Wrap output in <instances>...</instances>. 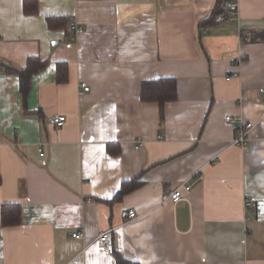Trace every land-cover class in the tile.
Returning a JSON list of instances; mask_svg holds the SVG:
<instances>
[{
  "label": "crops",
  "instance_id": "1",
  "mask_svg": "<svg viewBox=\"0 0 264 264\" xmlns=\"http://www.w3.org/2000/svg\"><path fill=\"white\" fill-rule=\"evenodd\" d=\"M23 1L0 0V264H115L112 249L140 264H264V0H233L234 20L211 26L215 0ZM31 56L46 64L22 96L1 65ZM164 77L176 98L160 112L140 89ZM226 115L252 122L246 145ZM3 204L19 223L1 224Z\"/></svg>",
  "mask_w": 264,
  "mask_h": 264
},
{
  "label": "trees",
  "instance_id": "2",
  "mask_svg": "<svg viewBox=\"0 0 264 264\" xmlns=\"http://www.w3.org/2000/svg\"><path fill=\"white\" fill-rule=\"evenodd\" d=\"M227 0H215L213 8L209 15L201 21L203 26H211L221 20L229 18V12L226 7ZM30 4L34 7L32 12H37V4L34 0L23 1V11L29 13ZM48 26L51 28H69V21L66 18H47ZM261 36H259L260 38ZM262 38V37H261ZM45 61L40 60L37 57H28L26 65L22 68H15L10 65H1L3 71L9 73H16L20 79L19 90L22 96H25L29 85L31 76L37 72L40 68L44 67ZM60 66H57L58 80L65 81V77L61 76ZM176 98V82L174 78L164 77L153 80H144L141 82L140 99L142 102H155L158 104L160 112H162L163 106L166 102L172 101ZM140 184L137 179L125 181L122 184L121 189L115 194L112 200L120 199L122 195L133 190ZM20 221V209L16 204H3L1 207V224L2 225H14ZM113 256L115 258V264H140L137 261L127 259L121 253L112 249Z\"/></svg>",
  "mask_w": 264,
  "mask_h": 264
},
{
  "label": "built area",
  "instance_id": "3",
  "mask_svg": "<svg viewBox=\"0 0 264 264\" xmlns=\"http://www.w3.org/2000/svg\"><path fill=\"white\" fill-rule=\"evenodd\" d=\"M226 7L229 10V19L234 20V17L237 14V3H235L233 0H227ZM69 29L70 31L81 30L79 27L73 24V22L69 23ZM70 45H71L70 42H67L65 46L69 47ZM0 73H1V69H0ZM85 86H86L85 83H81V87H85ZM64 120H65L64 116H57L51 118L49 122L55 128H57L63 125ZM225 121L232 126V128L235 130L237 134L236 138L234 139V143L238 146L246 145L249 139V131L253 126L252 122L244 120L242 117L231 116V115H226ZM158 137L160 138V136ZM142 145L143 144L141 142V138L137 137L135 140V146L141 147ZM38 153L43 155L44 154L43 149L38 148ZM181 188L182 187H178L169 193V198L172 200V202H177L181 199ZM184 189L188 190L189 186L188 185L184 186ZM244 203L246 206H250L251 200L245 198ZM128 214L130 217L134 216V212L132 210H130ZM81 235H82L81 233H77V232L71 233L72 237H79ZM109 237H110V230H106L101 232L97 238V244L106 251H110L112 249V245L111 242L109 241Z\"/></svg>",
  "mask_w": 264,
  "mask_h": 264
}]
</instances>
